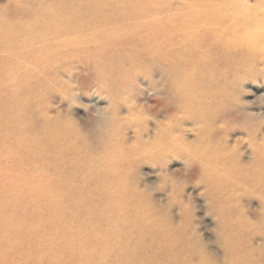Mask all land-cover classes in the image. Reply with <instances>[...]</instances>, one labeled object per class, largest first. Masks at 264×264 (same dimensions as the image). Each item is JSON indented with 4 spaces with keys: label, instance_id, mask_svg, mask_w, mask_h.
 Wrapping results in <instances>:
<instances>
[{
    "label": "rangeland",
    "instance_id": "374dc122",
    "mask_svg": "<svg viewBox=\"0 0 264 264\" xmlns=\"http://www.w3.org/2000/svg\"><path fill=\"white\" fill-rule=\"evenodd\" d=\"M195 1L196 4H189L190 7L185 13L190 10L195 16L210 11L219 23L221 20L218 11H223L220 8L223 9L225 3H231L224 5V10H235L237 7L233 6L239 3V0ZM251 2L258 7L250 10L249 17L243 22L238 20V31L228 28L222 30L232 39L233 46L229 44L230 41L227 42L223 37H218L216 33L206 29L209 25L204 28L199 25L197 29L200 30L195 32L191 43L206 45L205 50L197 47L194 51V46H187V42L181 51L176 48L180 57L176 59L173 67L176 71L175 82H167L158 67L151 66L142 59V70L136 76L126 78L125 92L116 99L97 80L92 64L75 58L69 46L65 65L54 72L55 75H50H53L51 91L44 99L38 94L27 112V120L34 131L41 130L46 121H50L66 125L78 134L76 144L83 151L84 161L104 153L103 157L109 161L111 145H116L123 153H130L123 161L126 166L124 172L131 183L129 187L142 195L140 203L145 205L148 212L156 215L160 223L166 225L167 233L172 239L194 246V251H188L185 257V263L188 264H195L201 256L207 258L208 264H229L231 251L224 239L227 225L236 226L241 236L240 249L244 255L242 264H264V186L256 176L264 163V149L257 146V141L264 137V34L257 35L251 41L246 39V33L250 29L264 26V12L259 11L260 0ZM20 3H24V0H0V15L8 17V13H17ZM24 12H30V9ZM211 23L215 26L214 19ZM9 34L8 31L0 33V91H12L18 82L28 86L33 84L30 77L24 76L23 72L12 71L16 54L12 50L15 43L8 38ZM17 51L27 49L20 48ZM203 51L211 53V57L201 58ZM204 64L207 69L193 71L196 67L202 68ZM23 65L29 67L31 63L23 61ZM180 87L185 91L196 92L190 96L191 99H183L177 92L182 91ZM193 102L197 106L194 107ZM205 102L207 107L204 106ZM43 104L44 109L41 107ZM148 105L152 106L148 113L150 120L137 122L125 118ZM109 106L112 111L108 118L97 116L98 111ZM202 112L205 116L196 119ZM165 119H172L175 127L160 129L161 141L158 145L146 144L145 140L155 135L159 122ZM222 122H226L227 127L218 130L217 124ZM186 127H191L194 133H189V128ZM0 129L6 128L0 126ZM173 132H180L189 140H203L213 146L212 151L198 161L192 153L171 141ZM247 135L252 137L251 144H242L240 150L232 156L220 155L228 143H234L235 139ZM134 141L138 142V147H129ZM19 150L14 147L12 154L3 155L2 164L7 167L21 165ZM114 154L118 152L114 151ZM251 159L255 161V166L245 170L243 164ZM205 162L214 163L219 172H202ZM26 168L21 170L24 173L9 171V178L2 182L3 188L11 189L14 185L10 180L14 177V184L20 186L19 182L25 175L42 178L53 173L51 169L36 171L30 166ZM105 170V164L98 169L100 172ZM165 173L175 181L177 195L174 200L166 198V194L171 191V184H168ZM160 180L165 181L163 189L156 187ZM71 181L69 174L62 173L61 181L52 188L55 190L68 187ZM93 186L94 184L88 185L89 188ZM44 188L50 189L48 185ZM141 188L144 190L141 191ZM24 192V202L32 203L34 208L36 199H32L29 191ZM186 200L191 203L190 209L183 207ZM87 201L89 200L83 197H72L70 203L79 209L85 205L90 207L92 203L88 204ZM94 202L98 208L108 204L109 197L100 194ZM134 210L137 211L136 208ZM1 211L2 209L0 223L6 225L9 220L11 228L9 238L4 237L0 229V243L3 242L0 245V264H83L85 261L80 253L79 255L72 251L76 248L70 239H67L68 246L57 241L53 235L48 237L47 225L42 232L41 229L19 231V227L23 228L28 220L21 207H17L15 216H10L16 213L13 206L6 209L7 214ZM90 214L94 215L89 209L83 216ZM94 217L97 220V216ZM180 221L183 226L177 227ZM197 225L199 231L192 235ZM65 226L68 223L60 225L62 228ZM81 229L83 234L80 242L89 251L93 250L94 243L90 236L94 234L88 237L86 230H90L87 225L80 227L78 231ZM110 229L111 250L116 254L123 252L119 257L113 255L111 264H141L129 260L136 259L137 253L131 250L125 252L124 231L116 234L114 228ZM54 235L57 233L54 232Z\"/></svg>",
    "mask_w": 264,
    "mask_h": 264
},
{
    "label": "bare ground",
    "instance_id": "6f19581e",
    "mask_svg": "<svg viewBox=\"0 0 264 264\" xmlns=\"http://www.w3.org/2000/svg\"><path fill=\"white\" fill-rule=\"evenodd\" d=\"M189 4L194 6L196 1L24 0L17 13H8V17L0 15V33L8 31V38L15 43L12 50L16 58L12 71L23 72L33 82L32 86L18 82L12 91H0V126L6 128L0 129V210L6 213V209L13 206L16 213L10 216H15L17 207L22 208L28 220L23 228L19 227V231L41 229L42 232L47 225L48 237L53 235L65 245H68L67 239L75 243L76 249L72 251L82 255L85 260L83 264H111L113 255L119 257L123 253L116 254L111 250L110 228H114L116 232H113L116 234L124 231L125 252L131 250L137 253L135 256L142 257L129 259L131 262L188 264L185 263V257L188 251H194V246L172 239L167 233L166 225L160 223L158 217L148 212L145 205L140 203L142 195L129 187L131 183L124 172L126 166L123 161L130 153H123L116 145H111L109 161L103 157L105 153L84 161L83 151L76 144L78 134L66 125L50 121H46L41 130L34 131L27 120V112L38 94L44 99L51 91L52 76L68 60L69 46L75 58L92 64L97 80L116 99L125 92L126 78L134 77L142 70V59L151 66L158 67L167 82H175L176 71L173 67L180 57L176 48L181 51L187 42V46H194V51L197 47L205 50L206 45L191 43L195 32L200 30L197 29L199 25L202 28L209 25L206 29L227 42L230 41L229 44L233 46L232 39L222 30L228 28L238 31V20L243 22L251 12L240 8L224 10V5L231 4L225 3L223 9L220 8L223 11H218L221 20L219 23L210 11L195 16L190 10L185 13ZM28 9L30 12L25 13L24 10ZM213 19L215 26L211 23ZM20 48H26L27 51L18 52L17 49ZM200 57L208 59L211 53L203 51ZM23 61L30 62L31 67L24 66ZM203 69H207L206 64L193 71ZM52 73L54 74L50 77ZM180 88L182 91L177 92L183 99H191L190 96L196 92ZM220 95L222 96V91ZM192 105L197 106L194 102ZM204 106H208L206 102ZM41 107L44 109L45 105ZM202 114L203 112L196 119L203 118L205 115ZM14 147L20 149L18 156L21 165L4 166L1 158L12 154ZM114 151L118 154L115 155ZM102 164H105L106 170L100 172L98 169ZM26 166L36 171L51 169L55 173L42 178L25 175L23 180L26 182L21 180L23 184L19 182L20 186L14 184V177L10 180L14 186L9 190L4 189L2 182L9 178V171L24 173L21 170H26ZM62 173L69 174L72 181L68 187L54 190L52 187L61 181ZM256 176L264 186V163ZM90 184H94L93 188L88 187ZM46 185L50 189H45ZM25 190L29 191L32 199H36L34 208L32 203H25ZM100 194L107 195L109 203L96 208L97 203L94 201ZM72 197H83L89 200L88 204H92L90 207L85 205L76 209L70 203ZM89 209L97 216V220L91 214L83 216ZM8 223H0L1 232L7 238L10 237L11 228L9 220ZM62 223H68V226L62 228ZM84 225L90 230H86L88 237L94 234L90 236L94 243V249L90 251L80 242L83 233L82 229L78 230ZM54 232L57 233L56 236ZM224 239L231 251L229 264H242L244 255L240 249L241 236L236 226H226Z\"/></svg>",
    "mask_w": 264,
    "mask_h": 264
},
{
    "label": "clouds",
    "instance_id": "9594fccd",
    "mask_svg": "<svg viewBox=\"0 0 264 264\" xmlns=\"http://www.w3.org/2000/svg\"><path fill=\"white\" fill-rule=\"evenodd\" d=\"M233 7H237V8L242 9L245 12H248L252 9H256L258 7V5L252 3L251 0H239V3H237ZM259 11L264 12V0H260ZM261 34H264V26H259V27L254 28V29H250L246 33V39L251 41L257 35H261ZM151 107H152L151 105L142 106L138 112H136L130 116H126L125 118L132 119V120L137 121V122L150 120L151 117L148 113L151 111ZM111 111H112V109L110 106L106 107V108L102 109L101 111H98L97 116L108 118V114ZM174 127H175V122L172 119H165V120L160 121L158 124V127H157V131L155 132V135L153 137H150L147 140H145V143L149 144V145H158L161 141L160 129H172ZM226 127H227L226 122H222V123L217 124L218 130H223ZM186 128H189V133L190 132L194 133L191 131V127H186ZM171 141L173 143H175L177 146L183 147L186 152L192 153L194 155V157L197 158L198 161H199L200 157L211 152L212 148H213V146L211 144H207L203 140H200V141H197L196 139L189 140L186 137L182 136V134L180 132L179 133L173 132L172 136H171ZM185 141H187V142L185 143ZM245 143L251 144L252 143V137L247 135V136H241V137L235 139L234 143H231V144L228 143L227 144V146L222 151V153H220V155L223 157L232 156L233 154L238 152L240 150L241 145L245 144ZM257 146H258V148L264 149V137L260 138L257 141ZM129 147H131V148L138 147V142L134 141L131 145H129ZM254 166H255V161L252 159L250 160V162L243 164V168L245 170L251 169ZM202 172H204V173H208V172L216 173V172H219V168L214 163L205 162L202 165ZM220 174L223 175L222 172ZM164 176L167 178L168 184H171V191L166 194V198L169 200H174V199H176V195H177L176 191H175V181L167 173H165ZM156 187L163 189L165 187V181L160 180L159 182H157ZM143 190L144 189L141 188V191H143ZM183 207L185 209H190L191 208L190 201L186 200L184 202ZM182 226H183V222L182 221L178 222L177 227H182ZM197 231H199V225H197L196 228L193 229L192 235H195V233ZM260 245H258V247ZM195 264H208L207 258L201 256V257H199L198 260H196Z\"/></svg>",
    "mask_w": 264,
    "mask_h": 264
}]
</instances>
